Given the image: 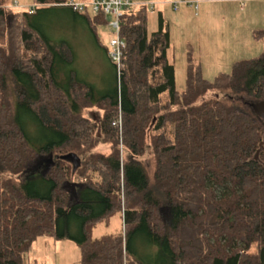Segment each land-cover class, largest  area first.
Listing matches in <instances>:
<instances>
[{"label":"trees","instance_id":"trees-1","mask_svg":"<svg viewBox=\"0 0 264 264\" xmlns=\"http://www.w3.org/2000/svg\"><path fill=\"white\" fill-rule=\"evenodd\" d=\"M15 2L0 0V177L16 174L0 179V264H24L42 234L75 240L82 264H264V119L237 103L264 98V50L213 81L191 58L180 93L169 28L160 14L148 30V4L123 9L119 66L96 29L114 35L108 15L67 0H35L33 11ZM79 32L93 35L105 83L81 66ZM97 126L109 153L93 150ZM69 151L82 156L75 172L60 157ZM116 211L124 231L93 237Z\"/></svg>","mask_w":264,"mask_h":264},{"label":"rangeland","instance_id":"rangeland-1","mask_svg":"<svg viewBox=\"0 0 264 264\" xmlns=\"http://www.w3.org/2000/svg\"><path fill=\"white\" fill-rule=\"evenodd\" d=\"M19 1L25 6H31L35 2V0ZM134 1H148L150 32L158 29L160 14L163 15L171 35L168 57L175 65L176 86L180 93L187 87L191 58L195 64H198L202 76L213 81L222 72L230 73L235 62L258 57L264 50V39L254 36L255 29H264V0H178L177 7L174 4L175 0ZM151 1L155 3V6H151ZM57 20L63 21L65 28L69 26L71 31L78 29L72 21L65 22L60 17H57ZM96 29L102 41L106 40V43L111 35L113 36L112 30L107 25H96ZM80 33L72 36L82 45L79 56L81 66L88 72H93L92 75L100 73L99 80L105 83L106 65L102 63L103 56L97 50L94 37L89 32L88 34ZM68 34H71L70 30ZM4 41V38L0 36V44ZM212 94L213 92H210L207 95ZM244 100L245 103L241 99L237 103L241 106L248 105L247 107L252 111L253 108L248 101L255 98L245 96ZM159 105L155 104L154 110H157ZM102 112V109L92 107L85 113L94 120H99ZM97 130L103 138L93 150L109 153L111 142L105 141V135L99 126ZM120 147L123 157L126 158L127 149L123 144H120ZM141 158L146 162L151 174L155 168L154 152L146 151ZM3 176L15 178L16 174L5 171L0 179ZM74 187V185L67 186V189L74 192ZM124 229L123 213L116 211L108 218V221L102 220L94 224L92 234L93 237H100L107 232H120ZM81 259V249L75 240L57 239L51 235L42 234L36 237L25 253L24 264H82Z\"/></svg>","mask_w":264,"mask_h":264},{"label":"built area","instance_id":"built-area-1","mask_svg":"<svg viewBox=\"0 0 264 264\" xmlns=\"http://www.w3.org/2000/svg\"><path fill=\"white\" fill-rule=\"evenodd\" d=\"M17 4L19 1L16 0ZM76 10H84L88 6L96 12H103L109 17V25L114 31V35L110 40V54L114 61L120 66L123 53V46L125 45L124 39L120 35V19L123 9L130 5L148 4V1H134V0H67ZM179 1L175 0L174 4L177 7ZM151 6H155L153 1L150 2ZM35 5L29 6V10L33 11Z\"/></svg>","mask_w":264,"mask_h":264},{"label":"water","instance_id":"water-1","mask_svg":"<svg viewBox=\"0 0 264 264\" xmlns=\"http://www.w3.org/2000/svg\"><path fill=\"white\" fill-rule=\"evenodd\" d=\"M253 109L258 112L260 115H262L264 119V98L263 99H255L252 101H248ZM263 144V143H261ZM61 158L69 160L73 165V172L77 170V168L82 164V157L76 152V151H69L66 153H63L60 155ZM46 158L49 161V166L55 163L54 153L50 152L48 155H46ZM76 182L74 181H66L64 182V186L67 188V186L74 185ZM71 192V196L73 194V191L68 189Z\"/></svg>","mask_w":264,"mask_h":264},{"label":"flooded vegetation","instance_id":"flooded-vegetation-1","mask_svg":"<svg viewBox=\"0 0 264 264\" xmlns=\"http://www.w3.org/2000/svg\"><path fill=\"white\" fill-rule=\"evenodd\" d=\"M44 157H45V158H43L42 160L45 159V161L48 163V162H49L48 159L46 158V156H44ZM40 162H41V161H40ZM40 162H39V163H40ZM41 163H42V162H41ZM41 163L38 164L39 166L34 165L33 167L39 169V167H41V166L43 165V163H42V165H41Z\"/></svg>","mask_w":264,"mask_h":264},{"label":"crops","instance_id":"crops-1","mask_svg":"<svg viewBox=\"0 0 264 264\" xmlns=\"http://www.w3.org/2000/svg\"><path fill=\"white\" fill-rule=\"evenodd\" d=\"M167 2V1H166ZM191 2V1H190ZM193 2H196V1H193ZM189 3V2H188ZM199 6V5H198ZM160 12H162V10L160 11Z\"/></svg>","mask_w":264,"mask_h":264}]
</instances>
